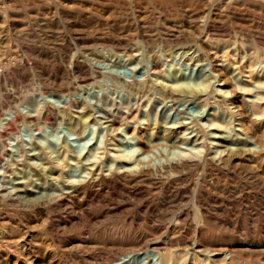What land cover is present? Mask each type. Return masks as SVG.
<instances>
[{
	"label": "rangeland",
	"instance_id": "obj_1",
	"mask_svg": "<svg viewBox=\"0 0 264 264\" xmlns=\"http://www.w3.org/2000/svg\"><path fill=\"white\" fill-rule=\"evenodd\" d=\"M0 264H264V0H0Z\"/></svg>",
	"mask_w": 264,
	"mask_h": 264
},
{
	"label": "bare ground",
	"instance_id": "obj_2",
	"mask_svg": "<svg viewBox=\"0 0 264 264\" xmlns=\"http://www.w3.org/2000/svg\"><path fill=\"white\" fill-rule=\"evenodd\" d=\"M218 81H220V79H218ZM221 84V83H220ZM211 256V255H210Z\"/></svg>",
	"mask_w": 264,
	"mask_h": 264
}]
</instances>
